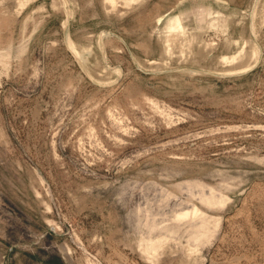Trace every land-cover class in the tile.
I'll use <instances>...</instances> for the list:
<instances>
[{"label": "rangeland", "instance_id": "rangeland-1", "mask_svg": "<svg viewBox=\"0 0 264 264\" xmlns=\"http://www.w3.org/2000/svg\"><path fill=\"white\" fill-rule=\"evenodd\" d=\"M0 264H264V0H0Z\"/></svg>", "mask_w": 264, "mask_h": 264}, {"label": "bare ground", "instance_id": "bare-ground-1", "mask_svg": "<svg viewBox=\"0 0 264 264\" xmlns=\"http://www.w3.org/2000/svg\"><path fill=\"white\" fill-rule=\"evenodd\" d=\"M106 1H108L110 4H112L113 2H114V0H106ZM124 1V3L125 4H129L130 3V0H123ZM167 32L169 33V36H168V38L166 39V43H169V42H172V41H175V40H179V39H181V38H183V32H184V30L182 29V26H181V23H180V20L177 18V17H175V18H173L171 21H170V23L168 24V26H167ZM186 36V35H185ZM193 39V41H194V39H195V37L194 38H192ZM185 40V39H184ZM187 41H188V39H187ZM186 41V42H187ZM189 42V41H188ZM182 43V42H181ZM190 43H191V41H190ZM186 46V45H185ZM184 46V47H185ZM238 57V56H237ZM237 57H234V56H232V57H223L222 58V60L223 61H225V62H232V61H234Z\"/></svg>", "mask_w": 264, "mask_h": 264}]
</instances>
